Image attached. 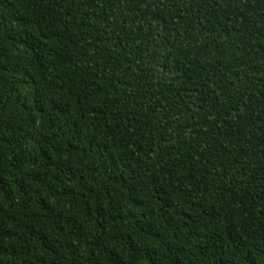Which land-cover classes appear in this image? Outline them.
<instances>
[{
  "label": "trees",
  "instance_id": "obj_1",
  "mask_svg": "<svg viewBox=\"0 0 264 264\" xmlns=\"http://www.w3.org/2000/svg\"><path fill=\"white\" fill-rule=\"evenodd\" d=\"M0 264H264V0H0Z\"/></svg>",
  "mask_w": 264,
  "mask_h": 264
}]
</instances>
